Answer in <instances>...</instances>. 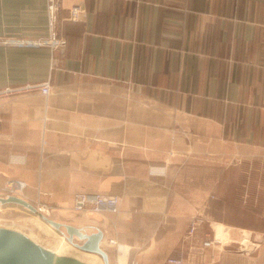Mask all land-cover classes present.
Masks as SVG:
<instances>
[{
    "label": "crops",
    "instance_id": "0c3cea01",
    "mask_svg": "<svg viewBox=\"0 0 264 264\" xmlns=\"http://www.w3.org/2000/svg\"><path fill=\"white\" fill-rule=\"evenodd\" d=\"M49 23L48 0H0V194L21 180L101 230L109 264H264V0H107L99 78L53 70ZM79 192L119 210L76 212Z\"/></svg>",
    "mask_w": 264,
    "mask_h": 264
},
{
    "label": "built area",
    "instance_id": "2783aa9c",
    "mask_svg": "<svg viewBox=\"0 0 264 264\" xmlns=\"http://www.w3.org/2000/svg\"><path fill=\"white\" fill-rule=\"evenodd\" d=\"M48 12L52 34L49 43L57 51L55 67L59 74L63 77H101L105 60L107 0H48ZM51 84L52 81L49 79L37 87H42V92L47 93ZM35 87L28 85L26 89ZM24 187L25 183L10 182L5 187V191L10 194L5 196L18 195ZM119 206L120 198L116 195L80 192L75 196L77 211L117 212ZM199 223L198 217L192 219L191 235L195 233ZM242 236L238 243L241 250L250 240L249 237ZM212 243L205 241L204 246H210ZM166 264L185 263L179 257H169Z\"/></svg>",
    "mask_w": 264,
    "mask_h": 264
},
{
    "label": "water",
    "instance_id": "95a60500",
    "mask_svg": "<svg viewBox=\"0 0 264 264\" xmlns=\"http://www.w3.org/2000/svg\"><path fill=\"white\" fill-rule=\"evenodd\" d=\"M19 205L39 215L58 231L65 229L66 240L78 250L98 255L104 264L109 256L102 247L104 234L101 230L87 233L85 228L52 220L40 213L26 199L16 196H0V206ZM76 240L79 241L76 242ZM0 264H89L77 257L58 254L33 240L27 234L12 228L0 226Z\"/></svg>",
    "mask_w": 264,
    "mask_h": 264
},
{
    "label": "rangeland",
    "instance_id": "374dc122",
    "mask_svg": "<svg viewBox=\"0 0 264 264\" xmlns=\"http://www.w3.org/2000/svg\"><path fill=\"white\" fill-rule=\"evenodd\" d=\"M50 36H52L51 32H50ZM53 47L54 46H52V50H53V70L58 72L57 67H55V61L57 59V58L55 59V53H57V51L54 50ZM104 62H105V60H104ZM58 74H59V72H58ZM78 78H86V77H78ZM44 83H46V82H43L42 84H44ZM42 84H39V85H42ZM51 86H52V84H51ZM41 91H42V89H41ZM10 182H13V183H17V182L25 183V182H23L21 180H11V181L7 182L6 185L9 184ZM25 188H26V184H25L24 189ZM24 189H23V191L21 193H19L16 196H20V197L23 198ZM18 191H20V190H18ZM6 194H10V193L6 192L5 188H4V190L0 194V196H5ZM36 208L43 215L47 216L48 218H50L52 220H55L54 215L52 213V209L50 207L45 206L43 204L41 206L37 205ZM41 208L44 209V210H41ZM14 209H17V210H14ZM18 210H21V212H23V214H25L24 217L20 216V214L19 215L15 214V212L18 211ZM74 210H76L75 206H74ZM88 211H91V210H88ZM76 212H83V211H77L76 210ZM91 212H93V211H91ZM93 213H95V212H93ZM42 220H41L40 217H38V215H36L35 213L31 212L30 210H28V209H26V208H24L22 206H19V205H4V206H0V226L19 230V231L27 234L28 236H30L33 240H35L36 242L40 243L44 247H46L48 249H51V250L57 252L58 254L74 256V257H77V258H79V259H81V260H83V261H85V262H87L89 264H99V263H96V261H94V259H92V257H90V255H86L85 253H83V251L78 250L76 247H74L72 244H70L66 240V236H65L66 235V233H65L66 231H65V229H62V231H58V230L54 229L52 226H50L47 222H45L44 220L42 221ZM191 221H190V223H191ZM39 224L43 227V229H39V227H38ZM45 224L47 226H49V227H47ZM50 228H52V229H50ZM196 229H197V227H196ZM188 232H190V224H189ZM195 232H196V230H195ZM48 237L49 238L50 237L55 238V240H56L55 243L56 244L55 243H50L47 240ZM76 242L79 243L78 240H76ZM204 242H203V245H204ZM257 244H258L257 242H253V240L250 239L248 243H245V246H243L242 250L239 248V244H238V248L237 249H238V251L247 254V253H250L255 248V246ZM169 257H179L182 260H184V263H185V258L183 256H178V255H176L174 253H171V254H169L166 257V259L164 261V264H166V260ZM133 263L137 264L135 261H133L131 264H133Z\"/></svg>",
    "mask_w": 264,
    "mask_h": 264
}]
</instances>
